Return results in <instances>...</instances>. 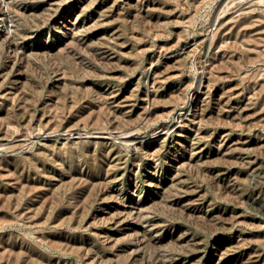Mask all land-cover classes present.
Returning <instances> with one entry per match:
<instances>
[{"label": "rangeland", "instance_id": "1", "mask_svg": "<svg viewBox=\"0 0 264 264\" xmlns=\"http://www.w3.org/2000/svg\"><path fill=\"white\" fill-rule=\"evenodd\" d=\"M225 1L0 0V264H264V0Z\"/></svg>", "mask_w": 264, "mask_h": 264}, {"label": "bare ground", "instance_id": "2", "mask_svg": "<svg viewBox=\"0 0 264 264\" xmlns=\"http://www.w3.org/2000/svg\"><path fill=\"white\" fill-rule=\"evenodd\" d=\"M5 1V0H4ZM7 1V0H6ZM225 1V0H224ZM232 1V0H231ZM245 1V0H244ZM11 2V1H10ZM239 2V1H238ZM261 2H263V0H247V3L245 4V9H252V8H254L256 5H260L261 4ZM222 3H224V2H222ZM227 2L225 1V4H226ZM235 3V2H234ZM233 3V4H234ZM2 4V3H1ZM8 4V3H7ZM229 4V3H228ZM227 4V5H228ZM84 6V5H83ZM82 6V7H83ZM221 6V5H220ZM222 7V6H221ZM259 7H261V6H259ZM264 7V6H263ZM6 8H8V6L6 7ZM5 8V9H6ZM229 8V7H228ZM3 9V8H2ZM223 9V8H222ZM221 9V10H222ZM83 10V9H82ZM238 10V9H237ZM262 10V9H261ZM261 10H259V11H261ZM2 11V10H1ZM221 12V11H220ZM250 12H251V10H250ZM235 13V12H234ZM262 13V12H261ZM8 14H9V12H8ZM69 14V13H68ZM67 14V15H68ZM222 14V13H221ZM242 14H244V13H242ZM2 15V14H1ZM262 15H263V13H262ZM262 15H260V16H262ZM10 16V15H9ZM225 16V15H224ZM223 16V17H224ZM6 17V16H5ZM2 18V17H1ZM76 18V17H75ZM254 18V17H253ZM10 19V18H9ZM8 19V20H9ZM74 19V18H73ZM230 19V18H229ZM233 19V18H232ZM7 20V19H6ZM227 20H228V17H227ZM239 20V19H238ZM257 20V19H256ZM261 20V19H260ZM260 20H258V21H260ZM262 20H264V19H262ZM261 20V21H262ZM217 21V20H216ZM241 21H243V20H241ZM73 22V21H72ZM228 22V21H227ZM233 22V21H232ZM253 22V21H252ZM238 23V22H237ZM216 24V23H215ZM228 24V23H227ZM262 24V23H261ZM75 25V24H74ZM236 25V24H235ZM3 27V26H2ZM1 27V28H2ZM253 27V26H252ZM233 28V27H232ZM237 28V27H236ZM245 28V27H244ZM249 28H251V27H249ZM254 28V27H253ZM262 28V27H261ZM77 29V28H76ZM75 29V30H76ZM216 29V28H215ZM2 30V29H1ZM69 30V29H68ZM210 30H211V28H210ZM231 30H233V29H231ZM225 31V30H224ZM223 31V32H224ZM238 32V31H237ZM236 32V33H237ZM243 32V31H242ZM264 32V31H263ZM226 33V32H225ZM252 33V32H251ZM255 33H257V32H255ZM210 34H212V33H210ZM232 34V33H231ZM244 34H245V32H244ZM222 36H223V33H222ZM259 36V35H258ZM227 37V36H226ZM236 37V36H235ZM238 37V36H237ZM245 37V36H244ZM246 37H248V36H246ZM252 37H253V35H252ZM261 38V37H260ZM264 39V38H263ZM242 40V39H241ZM261 40V39H260ZM259 40V41H260ZM241 42V41H240ZM251 43V42H250ZM263 43H264V41H263ZM187 44V43H186ZM255 44H257V43H255ZM263 45V44H262ZM252 46V45H251ZM256 46V45H255ZM250 47V46H249ZM253 47V46H252ZM257 47V46H256ZM247 48V47H246ZM258 48V47H257ZM248 50H250V49H248ZM257 50V49H256ZM259 50V49H258ZM261 50V49H260ZM254 51V50H253ZM264 50H262V52H263ZM167 59V58H166ZM169 59V58H168ZM174 62V61H173ZM165 63V62H164ZM161 65V64H160ZM169 65H171V63L169 64ZM177 66V65H176ZM170 67V66H169ZM174 67V66H173ZM168 68V67H167ZM156 71V70H155ZM167 71V70H166ZM157 74V73H156ZM159 74V73H158ZM171 74V73H170ZM169 75V74H168ZM167 75V76H168ZM173 76V75H172ZM165 77H166V75H165ZM155 78V77H154ZM162 80L161 81H163V78H161ZM156 80V79H155ZM160 81V80H159ZM154 82V81H153ZM157 82V81H156ZM208 82V81H207ZM154 84H156V83H154ZM202 85V84H201ZM209 85H210V83H209ZM151 88V87H150ZM153 88V87H152ZM159 88V87H158ZM239 88V87H238ZM146 90V89H145ZM113 91V90H112ZM156 91V90H155ZM209 91V90H208ZM241 91V90H240ZM141 92V91H140ZM143 92V91H142ZM152 92V91H151ZM109 93V92H108ZM112 93V92H111ZM147 93V92H146ZM202 93V92H201ZM220 93V92H219ZM229 95V94H228ZM133 96V95H132ZM153 96V95H152ZM248 96V95H247ZM140 97V96H139ZM151 97V96H150ZM243 97V96H242ZM110 98V97H109ZM122 99H123V97H122ZM218 99V98H217ZM244 99V98H243ZM204 100V99H203ZM241 100V99H240ZM122 101V100H121ZM135 101V100H134ZM215 101V100H214ZM115 102V101H114ZM150 102V101H149ZM249 102H251V101H249ZM143 104V103H142ZM147 104V103H146ZM151 104V103H150ZM234 104V103H233ZM247 104V103H246ZM219 106V105H218ZM114 107V106H113ZM225 107H227V106H225ZM224 107V108H225ZM173 108V107H172ZM120 109V108H119ZM123 109V108H122ZM150 110V109H149ZM247 110V109H246ZM179 111V110H178ZM127 112V111H126ZM180 112V111H179ZM239 112V111H238ZM150 113V112H149ZM147 114V113H146ZM198 114H199V112H198ZM203 114V113H202ZM244 114V113H243ZM249 114V113H248ZM236 115V114H235ZM148 116H150V114L148 115ZM181 116V115H180ZM179 117V116H178ZM182 117V116H181ZM190 117V116H189ZM146 118H147V116H146ZM239 118H240V116H239ZM243 118V117H242ZM247 118V117H246ZM184 120V119H183ZM189 120V119H188ZM194 121V120H193ZM195 121H197V120H195ZM163 123V122H162ZM191 123V122H190ZM131 125H133V123L131 124ZM181 125V124H180ZM135 126V125H134ZM137 126V125H136ZM130 127V126H129ZM170 127V126H169ZM121 128V127H120ZM124 128V127H123ZM107 129V128H106ZM112 129V128H111ZM116 129V128H115ZM128 129V128H127ZM181 129V128H180ZM167 130V129H166ZM175 130V129H174ZM204 130V129H203ZM93 131V130H92ZM169 131V130H168ZM74 132V131H73ZM85 132V131H84ZM90 132V131H89ZM173 133V132H172ZM190 133V132H189ZM204 133V132H203ZM76 135V134H75ZM85 135V134H84ZM88 135V134H87ZM92 135H94V136H101V137H108V138H112V137H118V138H120L121 140L122 139H128L129 137H130V135H131V131L130 130H120V131H96V133H92ZM227 135V134H226ZM80 137V136H79ZM136 137V136H135ZM171 137V136H170ZM89 138V137H88ZM42 139V138H41ZM96 139V138H95ZM136 139V138H135ZM223 139V138H222ZM245 139V138H244ZM94 140V139H93ZM99 140V139H98ZM106 140V139H105ZM108 140V139H107ZM117 140V139H116ZM181 140H182V138H181ZM112 141V140H111ZM220 141V140H219ZM234 141V140H233ZM25 142V141H24ZM172 142V141H171ZM205 142V141H204ZM256 143V142H255ZM124 144V143H123ZM238 145V144H237ZM241 145V144H240ZM190 146H191V144H190ZM9 147V146H8ZM240 147V146H239ZM187 148V147H186ZM227 148V147H226ZM231 148V147H230ZM195 149V148H194ZM207 150V149H206ZM220 150V149H219ZM191 154V153H190ZM254 156V155H253ZM251 157V156H250ZM252 166V165H251ZM139 187V186H138ZM161 190V189H160ZM159 192V191H158ZM257 202V201H256ZM127 205V204H126ZM126 205H124V206H126ZM133 205V204H132ZM127 207V206H126ZM120 210H121V208H120ZM126 210V209H125ZM134 210V209H133ZM128 211V210H127ZM120 212V211H119ZM118 212V213H119ZM121 213V212H120ZM130 213V212H129ZM140 214V213H139ZM240 214V213H239ZM126 215V214H125ZM237 216V215H236ZM129 219V218H128ZM117 221V220H116ZM131 221V220H130ZM126 222V221H125ZM238 222V221H237ZM122 224V223H121ZM129 224V223H128ZM128 226V225H127ZM133 226V225H132ZM129 227H131V226H129ZM124 229H126V228H124ZM149 229V228H148ZM134 230V229H133ZM143 232H144V230H143ZM149 234V233H148Z\"/></svg>", "mask_w": 264, "mask_h": 264}]
</instances>
